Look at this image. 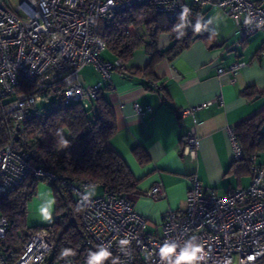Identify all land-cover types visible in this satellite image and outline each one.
Masks as SVG:
<instances>
[{
	"label": "built area",
	"instance_id": "obj_1",
	"mask_svg": "<svg viewBox=\"0 0 264 264\" xmlns=\"http://www.w3.org/2000/svg\"><path fill=\"white\" fill-rule=\"evenodd\" d=\"M147 3L170 22L190 15L206 5L194 0L193 7L185 0H22L16 10L0 0V103L2 114L20 127L0 148V200L18 189L28 178L31 155L24 148L23 124L31 112L42 114L38 105L52 98L66 104L82 103L89 109L101 93L103 83L114 71L126 72L123 59L106 61L107 50L98 35L99 22L135 5ZM218 6L235 22L238 29L237 47L251 36L264 32V8L255 0H223ZM188 12L185 15L184 10ZM250 20V23H246ZM93 66L102 77L94 86H86L82 70ZM245 65L236 62L218 73L236 75ZM160 89L156 83L151 84ZM207 106L203 104L182 110L181 117H192ZM135 112L143 116L147 109L134 104ZM236 160L242 150L234 129L229 130ZM200 147L196 126L184 140L183 154L195 159ZM253 180L247 188L231 190L224 196L205 186L197 177L191 178L184 212H169L163 216L161 230L141 216L125 197L109 194L87 195L89 185L64 182L74 197V206L84 231L81 253L68 248L57 253V245L49 228H40L21 236L15 248L2 245L8 221L0 216V264H96L93 255L102 250L111 253L101 264H172L185 248L199 246L202 256L196 264H262L264 263V168L252 158ZM35 175L46 184L57 177L37 168ZM146 195L155 200L166 198L162 183L153 185ZM154 230V235L147 229ZM121 240H128L121 245ZM165 245H175V251L165 257Z\"/></svg>",
	"mask_w": 264,
	"mask_h": 264
},
{
	"label": "crops",
	"instance_id": "obj_2",
	"mask_svg": "<svg viewBox=\"0 0 264 264\" xmlns=\"http://www.w3.org/2000/svg\"><path fill=\"white\" fill-rule=\"evenodd\" d=\"M204 1L201 29L197 32L202 38L179 55L157 62L153 66L156 82L143 73L151 63V55L139 50L127 62L132 74L112 72L101 90L116 115L117 131L108 146L123 158L138 181L142 195L133 204L134 209L156 224L159 232L165 214L186 210L191 178H199L220 196L247 188L253 180L247 170L238 173V167L234 168L236 159L229 130L264 110V32L237 47L235 22L218 6L223 0ZM255 1L264 8V0ZM185 5L193 7L194 0H185ZM128 30L137 34L134 27ZM173 44L169 35L160 36L161 52ZM236 62L245 65L235 76L218 73ZM88 67L82 70V77L86 86H94L102 77L95 68L97 77L83 76ZM152 83L160 89L152 88ZM248 89L262 95L257 99L244 95ZM136 103L147 109L143 116L135 112ZM203 104L207 106L195 118L181 117L182 110ZM194 126L200 147L196 158L191 159L183 154V148L185 137ZM256 164L264 168V153L256 156ZM157 183H162L166 190V198L159 201L146 195ZM89 189L86 193L90 197L104 195L101 188H92V192ZM37 206L47 211L55 206L52 188L43 182L28 208L33 211Z\"/></svg>",
	"mask_w": 264,
	"mask_h": 264
},
{
	"label": "trees",
	"instance_id": "obj_3",
	"mask_svg": "<svg viewBox=\"0 0 264 264\" xmlns=\"http://www.w3.org/2000/svg\"><path fill=\"white\" fill-rule=\"evenodd\" d=\"M201 18V10L198 9L170 22L152 5L142 3L112 18L101 19L98 35L106 43L112 60L120 58L129 62L141 49L151 55V63L143 73L152 77L151 82H156L153 66L157 62L179 55L202 38L195 30L196 24H201ZM129 27H134L137 34L132 35ZM181 32L183 35H180ZM163 34L169 35L174 44L161 52L159 39ZM126 72L132 74L129 69ZM244 95L257 99L262 94L248 89ZM1 108L0 103V148L8 143L12 131L16 129V123L3 116ZM39 109L42 114L31 112L23 124L24 148L31 155V172L18 189L0 200V216H4L9 224L2 245L7 249L15 248L21 236L44 228H29L26 223L28 204L37 195L38 185L45 183L35 175V170L40 168L57 177L56 182L49 184L54 194L57 220L49 230L57 245V253L68 249L66 243L81 253L85 233L74 206V197L64 182L98 187L104 195L120 194L132 204L142 193L123 158L108 146L117 131L116 115L101 93L89 109H85L82 103L66 104L60 98L55 99L49 108ZM234 131L242 150V158L234 162V168L238 167V173L247 170L253 175L252 158L264 153V110L238 125ZM141 154L138 156L141 157ZM59 215H62L61 225L58 223ZM64 226L65 230L60 233Z\"/></svg>",
	"mask_w": 264,
	"mask_h": 264
},
{
	"label": "rangeland",
	"instance_id": "obj_4",
	"mask_svg": "<svg viewBox=\"0 0 264 264\" xmlns=\"http://www.w3.org/2000/svg\"><path fill=\"white\" fill-rule=\"evenodd\" d=\"M7 5L13 9V10H16L17 6L19 5V3L22 1V0H4ZM143 49H141L140 51H142ZM101 58L106 60V61H112V55L107 51L105 50L102 55H101ZM93 66L89 65L88 69L83 71V76H85L86 74H89V75H94L95 77L96 76V72L99 73L98 71L94 72L93 71ZM100 74V73H99ZM101 75V74H100ZM105 83V82H104ZM55 99L52 98L50 100H47V101H44L42 103H40L38 105V108L40 107H46V108H49L51 106V103L54 101ZM93 188V187H92ZM90 188L89 190L92 192L93 189ZM94 188H98V187H94ZM29 206V204H28ZM35 209V210H34ZM33 211H30L29 208H28V214H27V219H26V223H27V227L29 228H33V227H36V226H39V227H44V228H49L50 226H52L55 222H57L56 220V214H55V206L52 208V210L50 211H47L45 210L44 208H39L38 206L36 208H34ZM78 213V212H77ZM58 223L61 225L62 224V215H59V220H58ZM66 226H64L61 230H60V233L65 230ZM147 232L149 234H153L154 235V230H152L151 228H148L147 229Z\"/></svg>",
	"mask_w": 264,
	"mask_h": 264
},
{
	"label": "clouds",
	"instance_id": "obj_5",
	"mask_svg": "<svg viewBox=\"0 0 264 264\" xmlns=\"http://www.w3.org/2000/svg\"><path fill=\"white\" fill-rule=\"evenodd\" d=\"M188 12L187 9L184 10V14L186 15ZM246 23H250V20H246ZM201 29V26L199 22L195 26V30L199 32ZM180 35H183L181 32ZM129 243L128 240H121V245H127ZM175 251V245H165L162 250L161 254L165 257L170 256ZM201 252V248L199 246L191 247V250L189 251L188 248H185L182 250L175 258V260L172 262V264H196V262L199 259H202L203 257L198 255V253ZM65 254H68L67 251ZM111 253L107 252L106 250H102L100 255H93L91 257L92 261H95L96 264H101L103 260H106L110 257ZM113 264H115V261H113Z\"/></svg>",
	"mask_w": 264,
	"mask_h": 264
},
{
	"label": "water",
	"instance_id": "obj_6",
	"mask_svg": "<svg viewBox=\"0 0 264 264\" xmlns=\"http://www.w3.org/2000/svg\"><path fill=\"white\" fill-rule=\"evenodd\" d=\"M19 132H20V127H17V129H16V135H15V140L16 141L19 140Z\"/></svg>",
	"mask_w": 264,
	"mask_h": 264
}]
</instances>
